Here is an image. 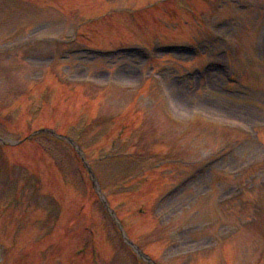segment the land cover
Masks as SVG:
<instances>
[{"label":"rangeland","instance_id":"1","mask_svg":"<svg viewBox=\"0 0 264 264\" xmlns=\"http://www.w3.org/2000/svg\"><path fill=\"white\" fill-rule=\"evenodd\" d=\"M0 264H264V0H0Z\"/></svg>","mask_w":264,"mask_h":264},{"label":"water","instance_id":"2","mask_svg":"<svg viewBox=\"0 0 264 264\" xmlns=\"http://www.w3.org/2000/svg\"><path fill=\"white\" fill-rule=\"evenodd\" d=\"M102 202L105 205V207L109 210V212L112 214L113 211L109 209L108 205L106 204V202H105V200L103 198H102ZM113 217H114V220H116V222H117L116 217L114 215H113Z\"/></svg>","mask_w":264,"mask_h":264},{"label":"trees","instance_id":"3","mask_svg":"<svg viewBox=\"0 0 264 264\" xmlns=\"http://www.w3.org/2000/svg\"><path fill=\"white\" fill-rule=\"evenodd\" d=\"M59 132V131H58ZM118 216V215H117Z\"/></svg>","mask_w":264,"mask_h":264}]
</instances>
